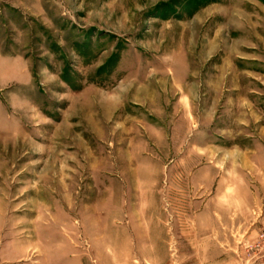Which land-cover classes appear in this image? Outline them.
I'll return each mask as SVG.
<instances>
[{
	"label": "rangeland",
	"instance_id": "rangeland-1",
	"mask_svg": "<svg viewBox=\"0 0 264 264\" xmlns=\"http://www.w3.org/2000/svg\"><path fill=\"white\" fill-rule=\"evenodd\" d=\"M0 55V264H264V0H0Z\"/></svg>",
	"mask_w": 264,
	"mask_h": 264
},
{
	"label": "built area",
	"instance_id": "built-area-1",
	"mask_svg": "<svg viewBox=\"0 0 264 264\" xmlns=\"http://www.w3.org/2000/svg\"><path fill=\"white\" fill-rule=\"evenodd\" d=\"M249 248L252 251L254 260L258 259L260 263H264V221L258 230L255 241L251 243Z\"/></svg>",
	"mask_w": 264,
	"mask_h": 264
},
{
	"label": "crops",
	"instance_id": "crops-1",
	"mask_svg": "<svg viewBox=\"0 0 264 264\" xmlns=\"http://www.w3.org/2000/svg\"><path fill=\"white\" fill-rule=\"evenodd\" d=\"M0 59L2 60V59H7V58L0 55ZM216 253H217L216 254L217 258H220L222 260L219 264H227V262H226L227 260L232 259V261H233V259H234V256L228 250L221 251L220 253L219 252H216ZM238 254H239V256L238 255H236V256L238 257V259H240V256L242 254L241 251H239ZM232 263L234 264L235 262L233 261Z\"/></svg>",
	"mask_w": 264,
	"mask_h": 264
}]
</instances>
